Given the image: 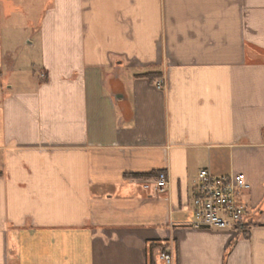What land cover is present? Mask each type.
I'll use <instances>...</instances> for the list:
<instances>
[{
    "label": "crops",
    "instance_id": "0c3cea01",
    "mask_svg": "<svg viewBox=\"0 0 264 264\" xmlns=\"http://www.w3.org/2000/svg\"><path fill=\"white\" fill-rule=\"evenodd\" d=\"M34 1L0 0V264H264V0ZM204 169L247 232L193 228Z\"/></svg>",
    "mask_w": 264,
    "mask_h": 264
},
{
    "label": "built area",
    "instance_id": "2783aa9c",
    "mask_svg": "<svg viewBox=\"0 0 264 264\" xmlns=\"http://www.w3.org/2000/svg\"><path fill=\"white\" fill-rule=\"evenodd\" d=\"M157 87L162 90L164 84L160 82ZM168 183V175L161 173L156 179L149 180L145 188L154 184L157 192H164ZM249 189L250 185L241 173L215 176L206 169L201 170L192 202L193 228L232 230L237 234L247 232L251 224L250 211L241 196ZM159 259L164 264L175 262L166 252L161 253Z\"/></svg>",
    "mask_w": 264,
    "mask_h": 264
},
{
    "label": "rangeland",
    "instance_id": "374dc122",
    "mask_svg": "<svg viewBox=\"0 0 264 264\" xmlns=\"http://www.w3.org/2000/svg\"><path fill=\"white\" fill-rule=\"evenodd\" d=\"M45 0H40L37 4V2L34 1V5H36V7H32L31 11H33V19H37L38 17H40L41 14V9L44 5ZM32 16H28L25 14H19V15H15V19L14 17L11 18L12 20H7V22H5L4 25L8 24V27L13 25V26H18L17 29H14V33H16L14 35V39H16L18 41V45H21V49L19 50V62H18V68L24 67L25 69V73L26 76L30 77V78H34L37 77L38 74V66L32 68V65L35 64H39L40 62L39 60V55L37 52H32L29 51V49H26V43L29 40V37L32 36V32L29 30H25L27 28V25L25 23V21H27L25 19V17H32ZM31 19V18H30ZM32 20V19H31ZM20 29V30H19ZM11 29H8L6 31V35L9 36ZM13 35V34H12ZM16 74H18V72H16ZM7 74H4V81H12V78H16V77H11V74H8V76L6 77ZM7 78V79H6Z\"/></svg>",
    "mask_w": 264,
    "mask_h": 264
},
{
    "label": "trees",
    "instance_id": "16d2710c",
    "mask_svg": "<svg viewBox=\"0 0 264 264\" xmlns=\"http://www.w3.org/2000/svg\"><path fill=\"white\" fill-rule=\"evenodd\" d=\"M147 77H149V79H151L152 81H154L157 78V76H153V75H147ZM153 176H154V174L138 175V176H135V177H138V178H151ZM161 252L163 253L164 251H161ZM151 264H156L153 259L151 260Z\"/></svg>",
    "mask_w": 264,
    "mask_h": 264
}]
</instances>
